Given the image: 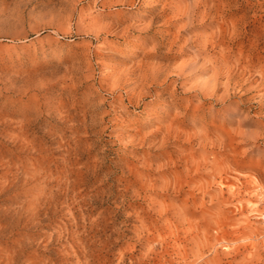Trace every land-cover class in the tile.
<instances>
[{"label":"rangeland","instance_id":"1","mask_svg":"<svg viewBox=\"0 0 264 264\" xmlns=\"http://www.w3.org/2000/svg\"><path fill=\"white\" fill-rule=\"evenodd\" d=\"M0 264H264V0H0Z\"/></svg>","mask_w":264,"mask_h":264}]
</instances>
